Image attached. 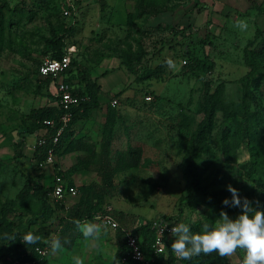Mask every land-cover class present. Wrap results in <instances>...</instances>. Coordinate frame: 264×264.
<instances>
[{
	"label": "rangeland",
	"instance_id": "374dc122",
	"mask_svg": "<svg viewBox=\"0 0 264 264\" xmlns=\"http://www.w3.org/2000/svg\"><path fill=\"white\" fill-rule=\"evenodd\" d=\"M68 1L12 0L0 12V218L5 224L14 230L28 226L30 215L23 216L24 210L15 201L28 177L45 188L51 187L44 168L35 164L40 129L34 133L30 130L41 123L31 113L42 107L55 110L45 97L51 94L50 84L38 76L37 69L43 58L52 54V37L64 34L67 44L76 46V65L72 69L77 70L75 79L79 83L92 63L106 57L129 63L132 103L119 101L117 109L109 108L112 114L117 110L121 113L115 130L119 138L112 152L110 192L102 188L97 164H87L91 168L79 174L67 172L72 164L57 165L61 171L66 170L68 182L78 178L75 183L79 197L73 206L85 210L82 218L109 212L121 230L107 229L96 239H85L69 210L53 211L49 219L39 218L29 228L42 237L40 245L48 247L45 259L49 264H74V256L83 258L85 264H114L124 238L122 228L132 231L139 222L164 218L183 222L195 233L203 224H213L221 210L226 211L200 192L194 191L187 199L190 180L184 160L192 133L204 117L207 83L215 97L213 123L207 149L194 163L204 186L231 200L227 185L244 197L264 183V120L253 132L246 128L249 114L264 117V54L253 53L264 51V25L252 24L246 18L249 29L244 34L233 21L227 28L222 17L219 26L225 25L228 31L224 28L215 35L202 10L195 17L191 36L197 42L212 34L213 43L188 45L191 38L184 39L174 31L178 24L150 25L153 14L168 11L166 3L179 0H121L126 10L115 9L119 0H70L72 16L65 17L63 8ZM242 9L237 11L243 14L234 13L233 19L245 16ZM115 12L116 23L110 25ZM121 17H125L124 22L118 24ZM254 38L248 48L247 43ZM187 51H193L196 60L190 62ZM247 62L253 63V71ZM249 71L251 76L245 82L242 79ZM17 143H21L23 155L15 158ZM131 147L141 150L138 164H127ZM6 201L14 204L10 205L11 212L3 216ZM233 208L236 217L241 209ZM57 236L62 247L52 253L46 241ZM174 239L172 236L168 245ZM243 257L244 251L237 250L231 257L218 256L213 264H241Z\"/></svg>",
	"mask_w": 264,
	"mask_h": 264
},
{
	"label": "trees",
	"instance_id": "16d2710c",
	"mask_svg": "<svg viewBox=\"0 0 264 264\" xmlns=\"http://www.w3.org/2000/svg\"><path fill=\"white\" fill-rule=\"evenodd\" d=\"M6 3L2 2L0 4V12L1 9L4 7ZM197 6L199 10L203 9V6L199 3H197ZM143 13V12H142ZM174 31L177 35H181L184 39H190V42L188 45H208L212 44L213 40L211 39L212 34H208L205 37L201 38L197 42L193 41L192 39V26L188 25L185 27L182 26H175ZM67 34H64L63 36H53L52 39L49 41L52 51L51 55L49 57L51 58H61L64 55V48H65V37ZM256 40L254 38L253 40L249 41L247 44V47L253 45V41ZM195 47V46H193ZM248 47V48H249ZM253 53L255 55H258L260 53L264 54L263 50L257 51L253 50ZM258 53V54H257ZM186 56L188 60L191 62L193 60H196L195 54L187 51ZM71 59V65L68 71L71 69L73 65H76L75 61ZM140 59V58H138ZM122 65L129 70V63L127 61L121 60ZM187 63V61H186ZM40 65V64H39ZM247 65L252 67V70H254V66L252 62H247ZM39 67V66H38ZM80 73L81 69L80 68ZM38 71V69H37ZM251 71L245 76L242 80L245 82H248V79L251 76ZM83 78L81 79L82 82L85 84V91L77 90L73 91V93L81 98V102L79 105L73 108V118L72 121L69 123L68 127L64 130L63 134L61 135L59 139V143L57 145V148L55 150L56 155L60 154V150L64 148L65 144L64 141L69 138V136L72 133V129L80 115L87 114L91 109L98 107V100L97 95L99 93V87L98 85L92 80L90 73L83 72L82 74ZM55 81L52 78H49L48 82ZM249 88V86H246V90ZM211 84L207 83L205 85L204 90V99L206 103V108L204 111V117L201 120V122L197 125V128L192 133V136L190 138L189 148L185 155L184 163L186 164L185 167V174L187 179L190 180V183L187 185V192L188 197L187 199L192 198V193L200 192L201 194L208 197L209 201L213 203L214 205L222 206L227 212L228 215L231 218H234L235 209L233 207H226L222 204V201L226 198L225 196H217L214 194L209 187H205L203 184V178L195 166V161L202 155L204 151H206L208 143V136L210 134L212 123H213V113L215 109V97L214 93L211 92ZM88 97V99H87ZM245 99H247L245 96H243ZM132 103V102H131ZM112 108H114L111 105ZM110 107V109H111ZM115 109V108H114ZM111 113V112H109ZM35 120L41 123V126H35L30 131L31 133L38 131H45L43 134L48 139V143L44 146H40L37 144V153H38V160L40 163H43L46 159L47 151L51 145L50 138L53 137L60 124L58 122L60 112L59 111H52L50 107H42L38 110L34 109L31 113ZM115 114V113H114ZM246 118V117H244ZM53 120L54 124L50 126L47 124V121ZM264 120V117L259 114H249L247 117V121L249 122L247 124L248 131H255L256 127L261 124V121ZM114 124V122L112 121ZM113 124H108L105 127L106 132L103 136V147L101 152L97 155L99 157L98 162H95L98 165V169L101 171V179H102V188L104 190H108L110 192V189L113 186V178L112 174L114 169L112 168L111 164H113L112 161V144L114 139V129ZM113 125V126H112ZM104 130V131H105ZM40 139V138H39ZM38 139V140H39ZM74 143V145H73ZM71 147H74V150H78V145L76 144L75 140L73 139L71 143L69 144ZM15 158L22 156V147L21 143L15 144ZM72 149V150H73ZM141 155V150L137 148H130L128 150V154L126 156V159H129V163L127 164H138L139 158ZM92 156H96L95 154H92ZM87 162V161H85ZM84 162V163H85ZM92 164V165H96ZM101 164V165H100ZM87 164H73L68 170V173H76L82 169L89 170L91 167L86 166ZM91 165V164H90ZM55 167V175H61L64 176L63 171H61L57 165ZM66 178V177H65ZM71 183V182H70ZM72 184V183H71ZM51 190V187L45 188L42 184L37 183L34 181L33 178L28 177L26 179V183L20 192V194L16 197L15 201H18L20 203V207L23 212V216L30 215V220L28 221V226L26 228H18V230H14L11 228L8 224H5L4 220L0 218V260L2 261V264H7V262L10 260L8 257L13 256L12 259L17 258L21 260H30L34 261L32 264H49L47 259H40L37 254L35 253L36 246H42L40 245V242L37 244H30L27 245L24 242H22L21 237L24 236L26 233L32 232L36 235H38V232L30 231V225L35 224L39 218L42 219H49L51 215L53 214V211H56L58 209L63 210V205L59 203H55L53 200H51L49 196V192ZM78 196H79V190H78ZM241 198L246 197L250 202H252V206L254 208H258L260 210H264V183H260V185L254 190L245 193L244 197L240 196ZM14 204L13 201H6L2 205V214L7 215L11 212L10 205ZM74 205H76L74 203ZM84 209L81 206H73V204L70 206L69 214L72 218V220H80L83 219H93L92 215L86 214L87 218H82L84 214ZM122 219V214H120ZM120 229V228H119ZM121 230V229H120ZM135 235L138 236V239L140 243L142 244L145 254L147 257L150 258H156L157 263L156 264H163V258L164 255H156L153 250V244L155 241V230L152 229V222H142L141 226H137L132 231ZM124 234V233H123ZM15 236V240H11L9 238ZM128 249L126 247L125 239L123 238L122 244L119 246L116 255H115V262L114 264H140L139 262L133 261L131 259L123 261V257L127 255ZM168 263L167 264H175L176 258L174 257L171 246L168 245ZM16 255V256H15ZM218 256L211 254V255H199L194 256L190 260H180V264H213L214 260H216Z\"/></svg>",
	"mask_w": 264,
	"mask_h": 264
},
{
	"label": "crops",
	"instance_id": "0c3cea01",
	"mask_svg": "<svg viewBox=\"0 0 264 264\" xmlns=\"http://www.w3.org/2000/svg\"><path fill=\"white\" fill-rule=\"evenodd\" d=\"M189 1L190 2L183 3L181 2V0H179L175 4L166 3L168 7V11L162 10L160 12L153 14L151 16L150 25H159L160 23H165V24H173V25L178 24L179 26H182V27H185L188 25L192 26L194 25L196 15L199 17L201 15L200 11L202 10H204L203 12L205 13V17L203 16V18L205 19L208 18L210 27L214 31L215 35H218L217 33L220 32V30L222 31L224 28H225V32H227L228 22L233 21L235 25V22L238 19L247 18L248 20L251 21L252 24L256 25L257 23H260L261 25H264V0H189ZM2 2L4 1L2 0ZM4 3L7 4L9 2H4ZM197 3L203 6L202 10H199ZM125 7L126 6L121 3V0H119L116 3L115 9H119V8L125 9ZM241 9H242V12L245 13V16L243 17L236 16L233 19L232 14L239 13L237 10H241ZM230 10H233L234 12H230ZM255 11H257L258 14L252 15V13ZM248 13L250 14L247 17ZM114 14L115 16L113 20L109 22L110 25H113L116 23L114 19L116 18V15L118 14L117 12H115ZM239 14H243V13H239ZM252 16H255V17L252 18ZM222 17L225 19L223 20L226 21L227 23L226 24L227 28L224 27L225 25L222 28L219 26L220 25L219 23L222 22ZM124 18L123 17L119 18V20H117V23L121 24L122 22H124ZM262 30H264V27L262 28ZM241 33L245 34V32H241ZM64 42H65L64 53H66L68 49H72L71 50L72 51L71 59H72L73 57L76 56V46L73 43L67 44L65 40ZM72 68L73 66L71 67L69 71H67L60 77V80H63L66 83H68L72 87L73 91L74 90L77 91L81 89L85 91L84 82L80 81L79 83V80L75 79V77H77L75 76L77 70L72 69ZM88 69H89V73L91 75L92 80L99 87V93L97 95L98 107L91 109L87 114L80 115L78 117L72 129L71 135L69 136L68 139L64 141V144H65L64 148H62L60 150V154L56 156V163L54 165L53 164H46V165L44 164L42 166L39 165L40 168L41 167L44 168L47 174V179L52 181L51 188H52L53 180L55 176V173H54L55 165H58V164H72L73 165V164H85V163L86 164H96L95 162H98L99 157L97 155L101 152L102 147H103V136H104V133L106 132L105 127L108 124H113L112 121L114 122L113 124L114 126L112 125L114 129V139H113V144H112V152H113L114 142H116L117 139L119 138L118 134L115 133V130L118 127L117 124H119L121 120V113H119L118 110H117V113L115 114L109 113V108L111 107L110 104L114 98L117 99L118 101H125L126 103L132 102L129 99L132 91L128 88L129 81L131 80L130 74L128 73V70H126V68L122 65L121 60L119 58L106 57L97 63H92V65L89 66ZM124 71L127 74H125ZM37 74H38V71H37ZM39 77L44 80H49V78H44L41 76ZM49 84H50L49 89H50L51 94H48L45 97L47 99V102H49V105L54 106L55 110L60 112V109L58 106V92H57V85H56L57 82L50 81ZM117 107H119V105ZM114 108L117 109L116 107ZM44 133L45 131H39L38 137L41 138L42 136H44L43 135ZM73 139L78 145V150L77 149L74 150L73 149L74 147H71L69 145ZM30 141H33V140H30ZM25 151H26V147H25ZM92 154H95L96 156H92ZM35 164H41V163L39 162V160H37V162L35 161ZM79 172H81V170L76 173L79 174ZM76 178H74V181L77 183L78 178L77 179ZM75 182H72V184L69 182V184L74 185L78 188ZM78 197L79 196L68 197L65 201V203L67 204V210L65 209L64 206H63L64 207L63 210L68 211L70 209V206L76 202L75 199ZM94 217L95 216H93V219H83L82 222L87 220L89 222H94L98 224L99 222H96ZM113 218L116 220L115 217ZM120 229H118V231ZM122 229H123L122 231L127 230L125 228H122Z\"/></svg>",
	"mask_w": 264,
	"mask_h": 264
},
{
	"label": "clouds",
	"instance_id": "9594fccd",
	"mask_svg": "<svg viewBox=\"0 0 264 264\" xmlns=\"http://www.w3.org/2000/svg\"><path fill=\"white\" fill-rule=\"evenodd\" d=\"M241 32H247L249 22L247 19H238L234 25ZM169 64L171 61L168 62ZM232 194L231 200L225 198L222 204L226 207L241 209V213L231 218L228 213L221 210L219 218L213 224H203L199 232L193 233L190 226L181 222L171 227V235L175 237L171 244V251L178 260H190L194 256L217 254L219 257H231L237 250L244 251L242 264H264V210L254 208L252 202L246 197L241 198L239 192L232 185H227ZM73 223L85 239H96L102 231H107V224L100 225L87 220H74ZM158 227L163 230L168 227L161 221ZM15 236L9 238L15 240ZM27 245L37 244L42 237L32 232L21 237ZM49 244L52 253L62 247L59 237H54ZM74 264H85L79 256L73 257Z\"/></svg>",
	"mask_w": 264,
	"mask_h": 264
},
{
	"label": "built area",
	"instance_id": "2783aa9c",
	"mask_svg": "<svg viewBox=\"0 0 264 264\" xmlns=\"http://www.w3.org/2000/svg\"><path fill=\"white\" fill-rule=\"evenodd\" d=\"M4 2H10L12 0H3ZM2 0H0L1 4ZM72 8L73 5L69 0L67 4L63 8V15L65 17L72 16ZM72 49H68L66 53L61 58H51L45 57L41 61L38 67V74L44 78H52L57 82V92H58V106L60 109V115L58 122L60 124L56 134L50 138V147L46 154V159L43 163L39 165L46 164H55L56 163V153L55 150L59 143V139L63 134L64 130L68 127L69 123L73 118V108L80 104L81 98L73 93L72 87L63 80H60V77L68 71L71 65V51ZM186 61H184V64ZM146 99L149 100V97ZM113 107H117L119 105V101L117 99H113L111 102ZM47 124L52 126L54 124L53 120L47 121ZM48 143V139L46 137H41L37 144L40 146H44ZM49 196L51 200L55 203L62 204L67 210V204L65 203L68 197L78 196V188L74 185L69 184V182L61 175H55L53 180L52 188L49 192ZM96 222H99L101 225L107 224V229L118 230L120 228L118 222L113 218L111 214L108 212L97 214L94 217ZM163 221L167 223L168 227L163 230L161 234V230L158 227L160 222ZM177 222L166 220L164 218H160L159 220L152 222V229L155 230V241L153 244V250L156 255H164L163 264L168 263V243L169 239L172 237L171 235V227H173ZM142 222H139L137 226H141ZM124 239L126 243V247L128 249L127 255L123 257V261L133 260L139 262L140 264H156V258L147 257L145 254V250L140 243L138 236L135 235L131 230H124ZM47 246H36L35 253L40 259H45L48 254ZM173 253V252H172ZM174 257L177 259L175 254ZM34 261L30 260H21V259H10L7 264H32ZM175 264H180V260H176ZM242 264V262H241Z\"/></svg>",
	"mask_w": 264,
	"mask_h": 264
}]
</instances>
